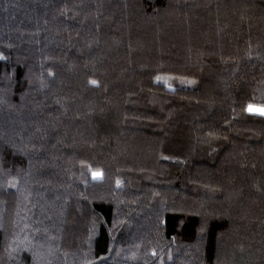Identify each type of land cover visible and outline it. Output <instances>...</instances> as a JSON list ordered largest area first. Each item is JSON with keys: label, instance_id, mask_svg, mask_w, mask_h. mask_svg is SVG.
<instances>
[{"label": "trees", "instance_id": "1", "mask_svg": "<svg viewBox=\"0 0 264 264\" xmlns=\"http://www.w3.org/2000/svg\"><path fill=\"white\" fill-rule=\"evenodd\" d=\"M247 106L264 0H0V264H264Z\"/></svg>", "mask_w": 264, "mask_h": 264}, {"label": "rangeland", "instance_id": "2", "mask_svg": "<svg viewBox=\"0 0 264 264\" xmlns=\"http://www.w3.org/2000/svg\"><path fill=\"white\" fill-rule=\"evenodd\" d=\"M251 107L254 110H249L250 106H247L245 111L250 113V114H255V115H258V116H264V114H261V111H258L259 109H264V107H259V106H251Z\"/></svg>", "mask_w": 264, "mask_h": 264}, {"label": "snow or ice", "instance_id": "3", "mask_svg": "<svg viewBox=\"0 0 264 264\" xmlns=\"http://www.w3.org/2000/svg\"><path fill=\"white\" fill-rule=\"evenodd\" d=\"M157 79H160L159 77ZM92 83H96L95 81H93ZM249 110H254L252 109V107L250 106ZM258 111H261V114H264V109H259Z\"/></svg>", "mask_w": 264, "mask_h": 264}]
</instances>
